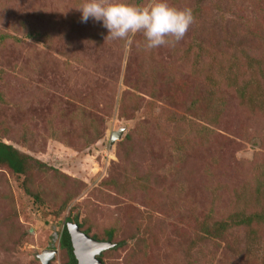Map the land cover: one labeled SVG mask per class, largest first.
I'll use <instances>...</instances> for the list:
<instances>
[{
  "label": "rangeland",
  "instance_id": "1",
  "mask_svg": "<svg viewBox=\"0 0 264 264\" xmlns=\"http://www.w3.org/2000/svg\"><path fill=\"white\" fill-rule=\"evenodd\" d=\"M167 2L194 23L147 50L140 34L126 46L82 22L84 0H0L1 138L48 166L0 167V264H41L46 250L69 264L70 214L124 243L104 264H264V111L234 92L217 124L191 109L212 78L264 81V0Z\"/></svg>",
  "mask_w": 264,
  "mask_h": 264
},
{
  "label": "trees",
  "instance_id": "2",
  "mask_svg": "<svg viewBox=\"0 0 264 264\" xmlns=\"http://www.w3.org/2000/svg\"><path fill=\"white\" fill-rule=\"evenodd\" d=\"M261 64V62H260ZM251 70H256L255 66H251ZM225 72L222 77H224ZM221 77V78H222ZM209 82L210 92H207L206 96L201 97L199 99H194L191 108L192 110L197 109V105H201L204 107V111L211 114L213 118V122L217 124L224 114L226 110V106L228 104L229 96L232 97V93L234 92L241 101L244 102L245 108L250 109V107H260V110L264 111V81L260 79L251 80L240 84L238 82V77L233 78H224V80H219L216 78H212ZM223 83H227V90L224 91ZM1 96V95H0ZM200 106V107H201ZM199 107V108H200ZM201 110V109H200ZM35 161L37 166L40 169H48L47 164L36 162L29 156H26L20 153L15 147L10 144H7L2 138L0 134V167L6 168L17 175H24L28 171L29 164ZM50 169V168H49ZM53 170V169H52ZM54 171V170H53ZM245 190V189H244ZM29 195H33L29 190H26ZM34 198L39 201L37 195H34ZM232 218L233 221L236 219H242L238 223L240 225L254 226L255 221H258L260 216H250L247 217L245 214H235ZM242 217V218H241ZM247 217V218H246ZM227 222H221L219 225L215 226V231L222 232L225 230ZM214 229L203 227L201 230L205 239H212L214 237ZM85 237L95 240L98 242H112L116 244L114 249L111 251H117L121 247H123V242H114V231L110 230L107 232L106 239H100L96 235L91 234V229H84L83 222L80 221L77 215L70 214L63 223V229L60 233V246L66 251L69 264H71L70 260V252L80 243ZM104 256L105 253L100 257L102 264H104Z\"/></svg>",
  "mask_w": 264,
  "mask_h": 264
},
{
  "label": "clouds",
  "instance_id": "3",
  "mask_svg": "<svg viewBox=\"0 0 264 264\" xmlns=\"http://www.w3.org/2000/svg\"><path fill=\"white\" fill-rule=\"evenodd\" d=\"M76 9L82 13V22L89 18L102 21L108 30L106 40H121L127 46L140 34L147 50L174 46L195 20L191 8H177L167 0H147L141 5L121 0H84Z\"/></svg>",
  "mask_w": 264,
  "mask_h": 264
},
{
  "label": "water",
  "instance_id": "4",
  "mask_svg": "<svg viewBox=\"0 0 264 264\" xmlns=\"http://www.w3.org/2000/svg\"><path fill=\"white\" fill-rule=\"evenodd\" d=\"M121 132L113 133L112 144L120 139ZM116 244L112 242H98L85 237L70 252L71 264H102L100 257L108 250L114 249ZM58 255V250H46L37 259L41 264H52Z\"/></svg>",
  "mask_w": 264,
  "mask_h": 264
}]
</instances>
